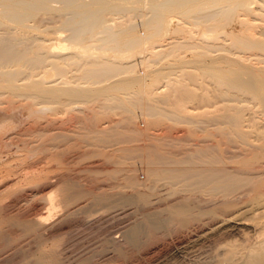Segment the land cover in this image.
Returning <instances> with one entry per match:
<instances>
[{
    "label": "bare ground",
    "instance_id": "bare-ground-1",
    "mask_svg": "<svg viewBox=\"0 0 264 264\" xmlns=\"http://www.w3.org/2000/svg\"><path fill=\"white\" fill-rule=\"evenodd\" d=\"M169 58L175 63L165 71L153 67ZM263 62L264 0H0V103L23 100L29 111L39 106L52 113L83 109L75 103H85L84 108L94 103L90 125L80 131L83 144L95 147L90 154L119 164L141 150L152 163L145 181L132 167L94 166L121 175L117 204H108L114 194H94L69 179L61 181L57 196L51 182L42 184L48 214L28 210L10 224L20 235H40L52 211L67 215L84 208L86 200L106 210L151 204L150 196L163 181L169 186L168 201L144 213L140 222L111 231L104 239L105 260L119 259L122 246L136 244L145 232L157 240L175 235L176 257L163 261L160 255L157 264H264V128L254 117H244L252 107L264 114V65H258ZM209 83L211 90L205 88ZM209 91L223 102L218 116L225 125L209 134L215 136L210 144L197 141L195 129L185 137L175 135L172 143L179 149L170 155L154 138L140 148L124 145L144 132L132 127L131 115L124 128L122 119L111 123L108 118L115 110H137L152 122L172 119L195 125L201 120L190 116L194 107L188 103L207 100ZM171 98L170 111L158 105ZM103 117L108 119L101 121ZM243 125L251 129L245 131ZM116 143L123 145L111 147ZM108 211L119 215L124 208ZM60 219L48 229L61 228ZM34 264L63 263L58 255L39 253Z\"/></svg>",
    "mask_w": 264,
    "mask_h": 264
},
{
    "label": "rangeland",
    "instance_id": "rangeland-1",
    "mask_svg": "<svg viewBox=\"0 0 264 264\" xmlns=\"http://www.w3.org/2000/svg\"><path fill=\"white\" fill-rule=\"evenodd\" d=\"M235 27L238 28V25L236 24ZM189 55L188 52L184 54L185 57H189ZM173 60L171 58L163 60L153 67L157 69L165 67L163 69L165 71L169 63L174 65L175 60ZM258 65H264V62ZM176 73L179 74V71ZM169 77L173 78L175 74L171 73ZM185 82L187 83V80ZM207 85L205 88L211 90L213 86L210 83ZM201 90L203 89H198L197 91L201 92ZM207 95L210 99L208 98L204 101L196 100L188 103V105L194 107L190 111V116L196 120H201L195 125L172 119H158V122H152V118L150 119V117L138 114L139 111L137 110L133 113L131 112L132 114L124 110H115L111 112L112 114H109L108 118L113 119L111 123L122 119V122L120 121V128H124L126 124L125 119L130 118L131 115L130 119L132 122L130 123L132 127L134 126L133 128H138L144 132V136L140 137L141 139L124 141V145L131 148L134 146L140 148L154 138L155 142L159 146H162L161 149L166 154H169V152L173 153L179 149L174 147L172 143L175 135H187L186 131L195 129L193 133L197 141L198 139H202L201 144H210V142L214 141L215 136L209 134L214 133L216 128L225 125L224 121L220 122L222 119L218 116L222 112L221 103L223 102L217 100L215 97H211L210 91ZM15 100L9 101L5 98L0 103V189L4 188L0 191V234L6 236L4 241L0 237V264H34V260L39 253L58 255L59 261L63 264L68 262L79 264L81 259L86 257L91 258L87 261V264H157L160 255H162L163 261H169V259L176 257L174 256L175 250L172 244L175 235H168L164 240H157V237L153 233L148 234L145 232L140 234L141 236L136 244H125V246L122 244L123 252L118 256L119 259L107 261L105 259L108 256L104 255L106 253V250H104L106 248L104 239L110 233L116 231L117 227L123 223L132 224L133 222H140L144 213L155 211L161 205L164 206L166 200L168 201L169 196L167 194L170 190L169 186L163 184V181L157 183L156 189H154L155 193L153 192L150 196L151 204L139 203L124 206L118 204V206L114 207H122L124 211L119 215H114L115 212L109 213L110 211H108L114 207L108 210H106L107 208H102V210L99 206H92L91 201L86 200L87 198H83L88 204H86L87 207L85 206L80 210L67 215H61L62 211L60 209L52 211L53 213L50 214V218L47 220L50 222L43 225L40 235H20V232L10 224L11 219H14L19 213L21 214V212L24 213L28 210L29 212L34 211L43 216L48 214L47 204L44 199L45 191L40 189L42 184L51 182L53 191H55L54 194L57 196L60 193V185H63L61 181H65V179L66 181L71 180L76 185V188L79 186L80 188L86 187L94 194L101 192L114 194L109 197L108 204H117V192L120 190L117 184L121 181V175L95 170L94 166H98L100 163L99 166L101 168L105 167L104 169L116 166L132 167L135 169V175L140 181L142 179L145 181L146 169L152 163L148 161L146 156H143L141 150L131 152L128 158L123 159V163L119 164L109 162L102 156L90 154L91 150L95 147L87 146L85 141L83 144L80 131L82 128L89 127L92 113L95 111L91 107L94 103H88V107L86 106V108H84L85 103H81V105L80 103H75L74 107H82L83 109L70 110L64 108L65 111H63L64 109H60V111L52 113L39 108V106H36V108L35 106L34 108L31 107L32 110L29 111L25 103L26 101ZM174 102L173 98L159 100L158 105L163 110L170 111ZM251 109L244 110V117H247V119L254 117L253 120L257 126L264 128V114L261 113L260 108L252 107ZM108 118L103 117L101 121ZM249 128L251 129L247 125H243L242 127L245 131H249ZM50 134L53 135L50 136ZM211 137L213 141H211ZM249 140L257 143V140H252V138H249ZM52 143H58V146L53 148L58 149L54 150L57 152V154L54 153L55 155L51 154L53 149L50 148V144ZM44 144L49 145L48 147L46 146L49 148L48 150L45 149ZM123 144L116 143L111 147ZM143 152H146V149H143ZM97 161L98 163H96ZM5 182L9 184L7 186L9 188L1 187L2 183L5 184ZM151 184L152 182L148 181V186L146 187L149 188ZM57 186L59 187L57 188ZM123 189L127 193L131 192V189L127 187ZM60 217L59 225H61V228L57 225L56 229L49 230V226ZM44 231L46 232L44 233ZM49 233L53 235L50 236ZM160 247H163L161 253L159 252ZM95 252L96 254L91 257Z\"/></svg>",
    "mask_w": 264,
    "mask_h": 264
}]
</instances>
